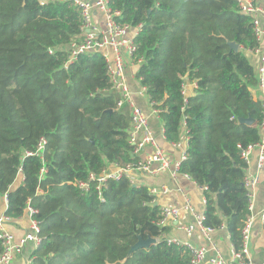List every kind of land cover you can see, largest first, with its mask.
Masks as SVG:
<instances>
[{"label":"trees","instance_id":"trees-1","mask_svg":"<svg viewBox=\"0 0 264 264\" xmlns=\"http://www.w3.org/2000/svg\"><path fill=\"white\" fill-rule=\"evenodd\" d=\"M108 1L120 23L141 24L134 41L135 58L143 60L135 77L159 110L165 140L176 143L185 130L187 158L180 172L206 187L202 224L225 225L239 251L250 216L241 151L260 140L262 120L260 101L250 91L256 71L244 54L257 46L252 17L240 12L236 0ZM81 23L71 1L0 0L5 213L15 219L27 206L35 211L42 241L32 264H190V249L163 237L160 206L148 187L122 177L98 190L89 179L136 158L128 139L129 108H115L118 96L109 90L103 51L67 63L68 44ZM186 82L196 84L189 96L182 92ZM248 117L252 125L238 122ZM41 138L46 143L37 151ZM80 181L88 183L87 191L77 186ZM138 236L156 243L129 254Z\"/></svg>","mask_w":264,"mask_h":264},{"label":"built area","instance_id":"built-area-1","mask_svg":"<svg viewBox=\"0 0 264 264\" xmlns=\"http://www.w3.org/2000/svg\"><path fill=\"white\" fill-rule=\"evenodd\" d=\"M50 0H38L40 5L48 3ZM60 2L71 1V4L78 10L81 16L80 34L68 44L67 63L74 61L80 54L101 50L107 62V75L110 80V91H113L118 96L115 108L121 109L124 104L127 105L130 112V129L129 143L132 145V154L136 158L135 162L128 163L122 166L114 164V171H103L95 176L89 175L90 180H96V188H100L108 180H119L122 177H127L131 183H136L134 173L141 172L147 175H156L161 171H169L172 176L180 172L181 163L187 158L186 150L177 159H171L164 149L159 145L153 132L148 124V118L138 107L131 96V91L128 85V77L126 74L127 64L131 63L137 67L142 62V57L135 58L137 45L134 41L138 34L141 24L130 27L128 24L120 23L117 20L119 11L111 9L108 0H57ZM240 12L252 17L254 35L257 41L255 48H247L244 51H251L257 54L259 63L256 66L257 75V91L259 95L257 100L260 101L262 108V120L259 125L260 140L242 149L241 156L248 162V155L251 150H257L258 168H264V26L262 25L259 15L264 14V7L256 4L253 0H236ZM52 52L51 49L48 50ZM194 88L196 84L192 82ZM186 83L182 86V92L185 94ZM140 92L146 94V88L140 86ZM149 102V101H148ZM150 107L152 112L159 116V110ZM187 142V136L185 137ZM46 140L41 138L38 142L37 151L42 150ZM173 145H177L174 143ZM187 176L186 174H184ZM259 183V175L245 174L244 185L247 189L248 210L250 216L247 219L246 225L242 230V244L239 251L232 250L229 260L216 252L214 257L208 260L209 264H252L249 251V230L251 225V214L254 209L256 197V189ZM77 186L82 191H87L88 183L80 181ZM202 190H206L205 186H201ZM149 192L154 196L159 191L157 188H148ZM165 191V188H161ZM7 208V192L0 194ZM182 210L192 211L188 201L183 207H178L172 204L160 206V220L158 226H165L167 222L179 218ZM35 211L30 207H26V214L29 217V228L19 236L9 228L12 218L5 212L0 214V264H11L14 258L20 255L27 243H31L36 248L42 241L39 234L38 222L32 217ZM203 217H196L193 224L183 226L182 229L186 232H191L198 228L204 236L209 240V234L213 230L202 224ZM264 219V208L262 213ZM168 243L179 244L175 239H167ZM184 245V244H183ZM187 246V245H185ZM192 254L190 264H200L206 258V249L199 247L193 248L187 246ZM33 257H30L25 264H32Z\"/></svg>","mask_w":264,"mask_h":264},{"label":"crops","instance_id":"crops-1","mask_svg":"<svg viewBox=\"0 0 264 264\" xmlns=\"http://www.w3.org/2000/svg\"><path fill=\"white\" fill-rule=\"evenodd\" d=\"M255 3L264 7V0H255ZM259 19L264 26V14H260ZM244 54L256 70V66L259 63L257 54L248 50L244 51ZM135 71L136 66L128 63L126 74L133 101L147 116L148 124L159 145L171 159H177L187 148L185 130L182 129L180 139L176 142L177 145H173L174 143H169L165 140L163 136L162 122L159 116L152 112L146 95L140 92V84L135 77ZM194 91V85L191 82H186L184 90L185 96L193 94ZM250 91L253 99H257V96L259 95L257 86L250 88ZM248 158L246 174L259 175L254 209L251 214L252 220L249 230L248 251L252 264H264V219L262 218L264 208V168H258L256 149L250 151ZM114 170L113 165L107 168V171L109 172ZM134 179L138 185H144L148 188H157L159 190L157 194L154 195L156 204L159 206L172 204L181 208L185 205L186 201L190 204L192 211L182 210L178 219L167 222L163 235L164 238L175 239L179 244H184L193 248L202 247L206 249V258L200 264H209L208 260L214 257L216 252H219L224 259H230L233 248L225 225L218 229H213L209 234V240L198 228L191 232H186L182 229L183 226L193 224L196 217H203L205 199L204 191L200 185L181 172L174 176H172L169 171H161L156 175H147L141 172H136L134 173ZM20 180L21 177H19L17 182ZM161 188H165V191L161 190ZM5 210V203L0 195V214L4 213ZM9 228L16 234V236H19L22 231L29 228L28 215L24 214L19 218H12ZM33 250L34 246L31 243H27L24 246L22 253L16 256L11 264H25V262L32 256Z\"/></svg>","mask_w":264,"mask_h":264},{"label":"water","instance_id":"water-1","mask_svg":"<svg viewBox=\"0 0 264 264\" xmlns=\"http://www.w3.org/2000/svg\"><path fill=\"white\" fill-rule=\"evenodd\" d=\"M228 46L230 47V49L234 51H237L239 48L238 44L234 41L228 42ZM238 122L245 123L247 125H252L254 120L248 117V118H240L238 119ZM155 205H156V202H155ZM155 243H156L155 238L147 237L143 239L141 236H138L136 243L130 248L129 254H131L133 251L140 249V248H149L151 245Z\"/></svg>","mask_w":264,"mask_h":264},{"label":"rangeland","instance_id":"rangeland-1","mask_svg":"<svg viewBox=\"0 0 264 264\" xmlns=\"http://www.w3.org/2000/svg\"><path fill=\"white\" fill-rule=\"evenodd\" d=\"M256 71V70H255ZM126 114H128V111H126Z\"/></svg>","mask_w":264,"mask_h":264}]
</instances>
